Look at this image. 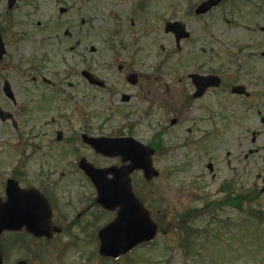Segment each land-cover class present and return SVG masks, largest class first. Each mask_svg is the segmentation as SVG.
Returning a JSON list of instances; mask_svg holds the SVG:
<instances>
[{
	"label": "rangeland",
	"instance_id": "rangeland-1",
	"mask_svg": "<svg viewBox=\"0 0 264 264\" xmlns=\"http://www.w3.org/2000/svg\"><path fill=\"white\" fill-rule=\"evenodd\" d=\"M138 1L141 0H21L11 14V27H6V0H0V30L3 33L0 32L7 46V55L0 61V105L16 113L19 124L18 129H14L10 122H0V196L4 194L1 181L10 176L17 162L19 169L24 167L20 162V151L24 149L32 155L27 165L29 180L43 181L46 175L42 171L55 172L47 173L48 178L54 180L53 193L61 210L71 219L74 210L78 211L81 206L80 195L91 189L84 188L88 183L77 174L66 175L58 183L64 160L67 158L65 162H70L76 153L70 150L67 156L63 154L65 147L62 151L61 146H52L54 130L59 127L69 132L90 125L96 135H108L125 121L123 114L116 111L125 107L134 112L132 123L137 117L144 118L129 130L130 134L149 143L155 131L164 128V145L174 148L170 153L154 157V165L161 174L148 187L151 193L167 201V219L174 221L172 215L201 208L221 198L216 185L233 174L238 178L235 192H244L249 199L243 205L249 215L230 207L222 208L215 218L210 214L199 216L193 226L207 232L199 230L192 236L195 250L185 254L178 246L179 234L173 230L166 237L158 236L153 247L141 246L131 253V258L135 259L133 264H264V182L258 180V173L264 176V151L246 158L250 149L260 148L264 143V136L255 142L251 140L252 132L262 129L258 115L260 106L250 109L257 98L244 105L240 98L212 92L195 100L186 110L177 109L179 115L159 107L151 109L143 90L140 91L143 98L136 97L121 104L123 93L135 95L137 91L118 70V65L124 63L126 68L131 65L129 67H134L135 71L149 75L159 71L163 63L160 71H173L177 77L186 78V72L197 65V54L203 50L204 56L214 49L221 51L224 57L227 50L232 51L239 45H253L252 40L261 43L264 0H228L202 17L188 13L190 2L194 4L199 0H166V6L164 0H152L155 3L151 8L148 6L147 13L135 10ZM61 8L67 9L64 14L59 12ZM166 19H180L192 31L193 40L182 42L181 51L176 48L174 38L164 32ZM257 26H263L262 30L253 33ZM66 29L70 37L65 36ZM259 47V52H264V46ZM182 58L187 63L181 62ZM257 61L259 67H264V56L257 57ZM86 62H91L94 73L111 89L91 88L82 80L80 70ZM107 62L115 66L108 68ZM32 63L35 69L31 68ZM40 73L57 79V88L43 83L38 77ZM170 78L166 81H171ZM4 79L11 82L17 105L4 96L1 89ZM191 89V86H184L182 90L171 86L168 98L158 95L157 103L163 102L166 106L172 101L173 107H179L177 105ZM230 103L234 106L226 110ZM23 104L28 105L25 112L21 110ZM145 113L148 115L144 117ZM173 118L181 122L172 125ZM44 120L50 124H44ZM188 128L192 130L190 146L184 147ZM201 136L205 137L204 141H200ZM25 142L30 143L26 149ZM75 146L97 164L112 162L94 156V152L80 142ZM210 163L212 170L208 167ZM255 183L261 192L249 191ZM74 230L83 237L82 229L76 227ZM61 240L65 242L67 237L63 235ZM76 241L77 246L63 254L57 250L61 246H50V250L41 252L43 257L37 264L101 263L96 255V240L88 242L84 237ZM14 249L19 250L13 257L22 255L21 246ZM104 261V264H115L109 259ZM120 263L125 264V261Z\"/></svg>",
	"mask_w": 264,
	"mask_h": 264
},
{
	"label": "water",
	"instance_id": "water-1",
	"mask_svg": "<svg viewBox=\"0 0 264 264\" xmlns=\"http://www.w3.org/2000/svg\"><path fill=\"white\" fill-rule=\"evenodd\" d=\"M13 1L14 0H11V3H13ZM0 47H2V44H0ZM0 115H3L1 110H0ZM145 162H146L145 164H146L147 175L150 177L151 174L153 173L156 174L151 164L150 154L147 156V158H145ZM106 188H108V186ZM117 189L119 192H122V196L125 200H128L127 196L125 195V192L129 196V198L131 197L134 198V196L130 193L131 190L129 188L128 183H126L123 186L124 190L123 189L121 190V188L119 187H117ZM109 192H110L109 190H106L104 196L108 195ZM24 200H25V192L17 188V190L14 189L10 190L8 202L4 204L0 203V232L5 228H9V229L20 228L24 224V218H23ZM137 204L140 205V207L135 214L137 216H145L147 218V215L143 210V208L141 207V204L139 202H137ZM144 223L155 231L156 227L154 224L150 222L149 218H147V221H145ZM118 246L119 247L118 250H116V252H122L127 248L126 244H122V242L118 244Z\"/></svg>",
	"mask_w": 264,
	"mask_h": 264
},
{
	"label": "flooded vegetation",
	"instance_id": "flooded-vegetation-1",
	"mask_svg": "<svg viewBox=\"0 0 264 264\" xmlns=\"http://www.w3.org/2000/svg\"><path fill=\"white\" fill-rule=\"evenodd\" d=\"M252 65L250 68H254L255 71L253 72H246V78L243 81V83L246 84L248 88L251 90V95H256V96H262L264 100V67H259V65L256 62H252ZM233 75L227 76V80L231 82ZM142 86V82H141ZM125 96L122 95V102H124ZM127 101H130V97L128 98ZM264 108V104H263ZM263 132L262 135H264V119H263ZM25 179V177H24ZM25 182V181H24ZM25 186V184H24ZM24 236H25V231H24ZM25 251V249H24Z\"/></svg>",
	"mask_w": 264,
	"mask_h": 264
}]
</instances>
